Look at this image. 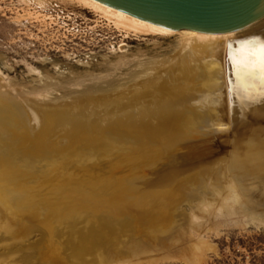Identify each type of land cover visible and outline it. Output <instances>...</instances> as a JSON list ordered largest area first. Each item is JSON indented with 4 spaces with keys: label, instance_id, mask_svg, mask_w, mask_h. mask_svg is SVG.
Segmentation results:
<instances>
[{
    "label": "bare ground",
    "instance_id": "6f19581e",
    "mask_svg": "<svg viewBox=\"0 0 264 264\" xmlns=\"http://www.w3.org/2000/svg\"><path fill=\"white\" fill-rule=\"evenodd\" d=\"M68 1L125 37L181 42L100 95L20 98L0 82V264L166 260L206 251L205 230L264 226V89L234 63L264 45V18L214 33Z\"/></svg>",
    "mask_w": 264,
    "mask_h": 264
},
{
    "label": "rangeland",
    "instance_id": "374dc122",
    "mask_svg": "<svg viewBox=\"0 0 264 264\" xmlns=\"http://www.w3.org/2000/svg\"><path fill=\"white\" fill-rule=\"evenodd\" d=\"M261 22L257 28L264 27ZM124 35L93 10L72 1L0 0L2 89L37 100L65 99L87 89L104 94L101 90L109 86L108 80L117 88L128 85L146 62L174 56L181 42L176 34ZM119 58H124L123 65ZM44 85L47 90L41 94L37 89ZM226 100L232 102L228 94ZM208 231L202 232L209 244L206 251L186 242L185 251L173 253V259L160 260L158 253L133 264H264V226L249 223ZM192 238L198 243L197 237Z\"/></svg>",
    "mask_w": 264,
    "mask_h": 264
},
{
    "label": "water",
    "instance_id": "95a60500",
    "mask_svg": "<svg viewBox=\"0 0 264 264\" xmlns=\"http://www.w3.org/2000/svg\"><path fill=\"white\" fill-rule=\"evenodd\" d=\"M171 29L222 33L264 18V0H95Z\"/></svg>",
    "mask_w": 264,
    "mask_h": 264
},
{
    "label": "snow or ice",
    "instance_id": "6c2138e0",
    "mask_svg": "<svg viewBox=\"0 0 264 264\" xmlns=\"http://www.w3.org/2000/svg\"><path fill=\"white\" fill-rule=\"evenodd\" d=\"M234 63L238 66L243 65L248 76L258 79L260 88L264 89V45H261L257 52L252 53L251 57L246 61L241 62L234 58ZM264 95V91L261 92Z\"/></svg>",
    "mask_w": 264,
    "mask_h": 264
}]
</instances>
